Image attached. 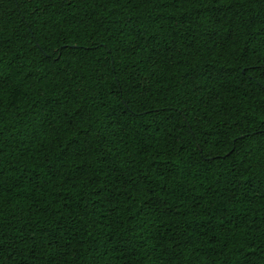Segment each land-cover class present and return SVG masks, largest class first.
Masks as SVG:
<instances>
[{
	"label": "trees",
	"instance_id": "trees-1",
	"mask_svg": "<svg viewBox=\"0 0 264 264\" xmlns=\"http://www.w3.org/2000/svg\"><path fill=\"white\" fill-rule=\"evenodd\" d=\"M0 264H264V0H0Z\"/></svg>",
	"mask_w": 264,
	"mask_h": 264
}]
</instances>
